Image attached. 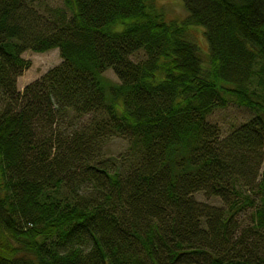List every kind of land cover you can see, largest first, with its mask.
Masks as SVG:
<instances>
[{"label": "trees", "instance_id": "16d2710c", "mask_svg": "<svg viewBox=\"0 0 264 264\" xmlns=\"http://www.w3.org/2000/svg\"><path fill=\"white\" fill-rule=\"evenodd\" d=\"M55 1L0 0V264H264V0Z\"/></svg>", "mask_w": 264, "mask_h": 264}, {"label": "rangeland", "instance_id": "374dc122", "mask_svg": "<svg viewBox=\"0 0 264 264\" xmlns=\"http://www.w3.org/2000/svg\"><path fill=\"white\" fill-rule=\"evenodd\" d=\"M56 2L55 0H50ZM153 5L156 10L162 15L164 20L168 22L181 21L188 16V10L185 6L184 0H153ZM190 40L195 42L202 54L204 62H207V56L209 52V45L205 36V28L202 26H194L191 29ZM22 57L31 62V65L24 70V72L18 77V88L23 90L25 85L40 78L50 69L60 65L63 62L60 51L58 48L51 49L45 52H36L33 50H26L23 52ZM107 79L113 82H119L116 74L113 70H107L105 72ZM255 115V112L245 106H240L235 103H231L228 106L222 108L218 107L210 115L211 122L219 125L222 133L227 134L236 127L247 122ZM86 123L88 120L86 119ZM127 148V141L125 139H114L110 143H107L103 149L105 155H115ZM196 198L200 201L210 204L221 205V201L215 197H207L204 193L196 194Z\"/></svg>", "mask_w": 264, "mask_h": 264}]
</instances>
